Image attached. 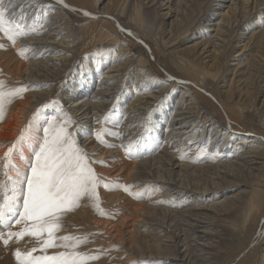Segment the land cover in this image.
Instances as JSON below:
<instances>
[{
	"label": "bare ground",
	"instance_id": "obj_1",
	"mask_svg": "<svg viewBox=\"0 0 264 264\" xmlns=\"http://www.w3.org/2000/svg\"><path fill=\"white\" fill-rule=\"evenodd\" d=\"M98 1L64 0L65 7L58 0H0L6 18L26 33L13 42L0 32V86L4 91L27 89L22 98L5 104L0 156L34 106L56 97L54 108L40 111L38 123L42 113L70 116L71 129L91 161L108 153L94 149L98 126H114L117 136L108 151L129 153L117 168L122 178L129 188L149 183L162 195L150 199V209L130 208L133 223L147 216L125 231L104 218L107 206L101 199L99 209L81 201L83 211L99 216L96 226L104 232L111 226L121 246L137 251L140 264H250L255 255L262 258L264 17L259 14L264 0ZM211 8L215 13L208 16L205 11ZM149 11L160 21L154 15L148 20ZM87 44H95L82 57L87 66L74 68L78 48ZM15 50L20 60L9 56ZM221 69L232 75L228 84L218 81ZM131 72L143 76L130 90L121 89L122 77ZM165 81L174 89L161 97L168 91ZM118 116L122 121L114 125ZM206 140L209 151L201 147ZM87 241L92 250L102 249L104 238ZM223 242L225 249L220 248ZM98 259L87 263L102 264Z\"/></svg>",
	"mask_w": 264,
	"mask_h": 264
},
{
	"label": "snow or ice",
	"instance_id": "obj_2",
	"mask_svg": "<svg viewBox=\"0 0 264 264\" xmlns=\"http://www.w3.org/2000/svg\"><path fill=\"white\" fill-rule=\"evenodd\" d=\"M58 3L68 7L64 0ZM6 12L0 3V32L14 42L26 33L19 24L12 25ZM26 90L19 87L4 91L0 86V121L4 119L5 104L22 98ZM38 119L34 113L17 139L0 156V243L7 247L13 240L19 242L25 237L39 242L40 255H34L36 248L24 253L15 250L17 264H87L89 260L98 259L77 250L87 243V238L58 236L57 233L61 230L62 218L79 208L82 200L91 201L99 209L97 189L101 187L102 178L91 164L105 162L90 160L70 130L74 123L70 116H52L43 124L38 123ZM25 149L29 156H25ZM17 156L24 161L23 167L15 162ZM103 187L110 186L104 183ZM122 187L125 192L130 191L129 186ZM100 211L103 213L102 209ZM13 226H19V230L12 231ZM55 247L65 251L47 254L48 249Z\"/></svg>",
	"mask_w": 264,
	"mask_h": 264
},
{
	"label": "rangeland",
	"instance_id": "obj_3",
	"mask_svg": "<svg viewBox=\"0 0 264 264\" xmlns=\"http://www.w3.org/2000/svg\"><path fill=\"white\" fill-rule=\"evenodd\" d=\"M101 1L102 0L98 1L97 3L101 5ZM194 11L199 12V9L194 10ZM146 13H147L148 20H151L153 18V15H154L157 17V21H160L161 17H158L154 11L153 12L149 11ZM192 13H193V11H192ZM205 13H207V15L210 16V15H213V13H215V11L213 10V8H211L210 10L205 11ZM259 15L261 17L262 16L264 17V11H261V13ZM193 19L194 18H192L191 21H193ZM202 21L203 22L200 24H203L205 22L204 20H202ZM211 25L205 26L207 28V30H209V27ZM196 29H198V32L201 33V31H200L201 29L199 28V26H197ZM207 32H208V35L210 37L212 34V31H207ZM193 34H194L193 36H197L198 33L195 30V32H193ZM0 45H2V47H0V49L4 47V43H2V40L0 42ZM109 46H110V44H108L106 47H109ZM94 47H95V44H92V45L87 44V45H83V46L78 48V53L76 54L78 61L73 63L74 68L82 69L85 66H87L85 59H83L82 57L84 56L85 53H90L91 50L94 49ZM232 54H233V52L227 57V60L230 59ZM17 55H21V53H19V50H15L14 52L9 54L10 57H13L16 60H20ZM229 62H230V60H229ZM115 63H113V65ZM227 64H225V65H227ZM219 75L220 76L218 77V81L222 80V82H224L225 84H228L230 81V78L232 77L230 72L225 71V70L222 72V69H221ZM142 76H143V73L141 75L138 74L137 72L125 73L121 79V86H123L121 89L130 90L131 86L133 84H136V82H137V80L135 78L136 77L141 78ZM94 79H95L94 82L97 83V81H98L97 80L98 79L97 74L95 75ZM164 85L165 86L167 85L168 91L165 93L163 92L160 95L161 97H164L165 95H167L169 93H172V91L174 89L173 83L170 81H165ZM52 97L53 96H51V98L48 99L49 101H39L34 106L33 110L31 111L32 113H30L29 117L25 119V121L23 122V125L19 126V129H23L28 124L29 120H31L33 118L34 113H36L38 115V117H40L41 116L40 111L42 112L46 108H51V109L54 108V105H55L54 103L56 102L57 98L56 97L52 98ZM177 97H178V93L175 95V98H177ZM120 100H121L120 94L116 95V99L114 100V104L112 106V109L108 110V112H107L108 116L110 115L111 111L116 107V104L119 103ZM123 106L124 105H119V107H123ZM38 109L40 110L39 112H37ZM52 116H57L60 118V116L57 113H55L54 111H53V114L51 113L49 116L45 113H42L43 120L39 121V123L43 124L46 119L51 118ZM115 119H116V122L114 125L120 124L122 121V118L120 116L115 117ZM191 123L192 122H189L187 125H185L184 128H187ZM106 125L110 126V124H107V122H103L100 126H98V127H100V129L98 131V133L100 135H99V137H97V140H96L97 147L94 149L96 150L97 153H100V152H104V153L108 152V153H106L105 156L100 158V159L93 160V161H104L105 163L104 164L93 163L95 165V167H94V165L91 166L94 169V171L97 173V175L100 178H102L101 187H99L97 189L99 199H98V201H96V203H99V201L101 199L102 200L101 203L103 205L107 206L106 210L104 211V213H105L104 218H106L107 220H114L115 226L117 228L125 231V230L130 229V226H132V227L134 225L138 226L137 225L138 222H142L143 220H145L143 218H145L147 216V215H145V216L140 215L139 219H137L139 221L136 220L133 223V221L129 215L130 214V208H136V207H140V208H146L147 207V208H149V206L151 205L150 199H156V198H158V196L162 197V195L157 193L156 190H151L150 187L147 186V184H149V183H146V184L136 183V185L141 184V185H146V186H143L139 189H134V187H132V188L130 187L129 192H125L123 190L122 186H129L130 184L128 183V181H126L122 178L121 171L117 168L120 164H123L124 161L128 159L129 153H128V150H123L122 152H114V150L108 151L109 148L114 147L112 142H113L114 137L117 136V134L114 132V129L112 128L114 126L107 127ZM73 129L76 130V126H74ZM70 130L73 131L72 129H70ZM110 133H111V135H110ZM2 139L5 141L9 140L8 138H2ZM78 141L82 142L81 138H78ZM195 142H196V139L193 140L190 144L187 143V148H190L192 146V144ZM208 142L209 141L206 140L205 142H203V144L201 146L206 151H209L208 150L209 148H207ZM231 144H233V143H231ZM219 145H220V140H218L217 142H215L213 144V149H216ZM16 160H17V158H16ZM236 180H242V179L239 178ZM104 183H107L110 187L107 189L104 188L103 187ZM236 184L241 185L239 182H237ZM136 185H134V186H136ZM99 191H100V193H99ZM91 204L93 205L92 202H91ZM184 205H188V203H183L182 206H184ZM94 216L95 215L93 213V210L89 209L87 211H83L82 208H80V207L75 209L74 211L68 213L67 215H65L62 218V221H61L62 227H61V230L57 233V235L58 236L73 235V236H80V237H85L86 235H88V237H86V238H89V237L95 238L96 236L101 235L104 238V242L102 244L103 245L102 249L92 250V247H88L90 245H88V241H87V243H84L83 246H79L77 250L81 253H84L85 251H87V253H90L88 255H91V256H97L98 257L100 255L101 258L98 259V262H100L102 264H107V263L110 264V262L112 264H140L139 262H143L142 260H139L140 258L138 257L137 254H135V253H137L136 250H128V249H126L125 246H121L119 244V242H120L119 238L117 239V236L113 235V233L110 234V232L113 230V228H111V226H110V229L106 232H104V230H106V229H100L99 226H96V223L98 221L95 218H98L99 216H96V217H94ZM108 227H107V229H108ZM18 230H19V226H13L12 231H18ZM223 237H227V235L225 234V235H223ZM124 238L126 239L125 235L123 236V239ZM125 239H124V241H127ZM10 247L13 248V254L9 257ZM227 247H228V245L225 242L221 243V245H220V248H222V249H225ZM32 248L37 249V252H35L34 255L42 254L39 251V242L35 238L31 239L30 237H25L23 240H20L19 242L13 240L7 247L4 246L2 243H0V263H3L4 261L10 259L13 261L14 264H17L16 258L14 256L15 250L19 249L22 253H24V252L29 251ZM61 251H65V249L62 247L50 248L47 250V254H49V255L56 254V253H59ZM125 253H126V255H125ZM218 259L222 260L223 258L219 257ZM166 261L167 260H165V262ZM165 262L163 264H166ZM89 263H92V262L90 261ZM250 264H264V255L262 258H260L259 255L253 256L251 261H250Z\"/></svg>",
	"mask_w": 264,
	"mask_h": 264
}]
</instances>
